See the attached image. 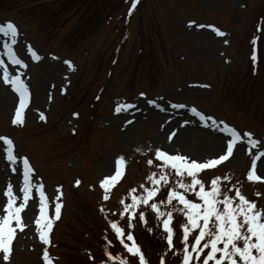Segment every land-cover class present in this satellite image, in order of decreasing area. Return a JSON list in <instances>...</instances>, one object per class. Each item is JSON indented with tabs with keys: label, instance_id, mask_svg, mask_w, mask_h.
<instances>
[{
	"label": "rangeland",
	"instance_id": "rangeland-1",
	"mask_svg": "<svg viewBox=\"0 0 264 264\" xmlns=\"http://www.w3.org/2000/svg\"><path fill=\"white\" fill-rule=\"evenodd\" d=\"M5 1H9V5L14 10L6 13L0 9V21L3 20L4 23L18 20L21 34L19 38H22L24 43L22 47L17 45L18 51L29 46L31 49H36L35 52L41 57V63H38L39 66L34 70H29L25 77H21L27 87L31 86L34 94L25 122L19 125L10 122L9 116L14 98L10 104H7L4 101V94H0V136L10 138L17 153L34 162L38 177L43 180L47 197L51 198L53 206L59 202L63 213L58 220L54 219L53 215L50 216L53 227L49 233L50 243L47 245L40 240L33 217L28 222L25 219V230L19 238L17 237L9 260L4 261L3 256H0V264H44L42 260L45 249L49 253V258L57 264H66L68 254L75 248L78 249L79 244L81 245L82 236L80 233L72 232L74 227L78 228L75 221L76 214L73 212V200L92 204V212L97 214L99 228L106 230L104 234L107 238L113 233L111 240H118L119 251L124 254L125 259L136 264L135 258L127 255L108 221H119L125 234L133 231L128 225V215L125 214L123 219L119 215L123 207L119 210L111 205L117 203L120 193L127 192L131 187L139 189L141 184L149 185L146 177L160 163L155 160V150H152V131L158 119L154 118L153 112L150 111L146 118L139 122L138 132L132 142H124L120 138L119 120L112 115V104L115 103L116 98H119L118 104L130 102L133 98L141 99L148 104V101H155L165 96L169 100L164 104L166 106L192 104L191 106L200 107L207 114L226 119L237 128L249 130L253 136L259 137L264 134V123L259 124L243 115H237L232 112L230 105L218 104L219 97L226 94L225 87L229 76L238 77L240 72H244L243 62L240 59L242 56L236 54L234 50L235 37L238 39L242 28L245 27L243 23L247 20L241 18L250 11H257L264 0H249L248 10L245 9L243 0L235 2L234 0H146L141 7V13L132 17V14L129 15L132 0H128L121 11H114L111 19L96 35L85 40L82 45L75 46L70 40L64 39V36H70L71 31L77 28V17L70 19L69 15L62 16L54 26L39 24L33 27L29 24L27 15L32 12L28 8L36 4L31 0ZM47 2L45 8L57 3L58 0ZM117 12L120 13L116 14ZM233 15L239 17L232 21ZM127 22L129 23L126 24ZM231 24L236 32L235 37L233 32L229 37L228 32L225 31L231 29ZM186 26L189 27V31L186 30ZM208 26L215 30L209 31ZM198 28L199 33L194 34L193 30ZM35 29L36 33L33 31ZM217 31L224 35H218ZM138 32H142L145 36L143 50L155 56L157 67L154 68L160 72L159 75L153 70L150 76L149 66L144 60L146 57L142 56L141 59L135 56L137 47L141 46L138 43L140 39ZM201 32L206 33L201 34ZM263 46L264 38L262 49ZM118 48V52L114 53V49ZM162 50L166 54L168 63L161 55ZM118 53L121 56L114 66L112 63L116 61ZM96 55L98 63L93 64ZM28 57L29 55L27 60ZM100 57L103 68L99 75L96 69ZM64 61L73 63L70 71L66 69L68 74L66 77L59 71ZM51 62L53 66L50 65ZM48 66L53 72L44 75L43 72ZM110 67L113 68L108 70ZM262 69L264 70V51ZM70 77L72 82L68 85ZM93 79L95 83L89 88L100 86L108 80L110 82L106 86L103 99L98 103L96 116L91 120L85 119L81 110H77L74 104L68 107L67 101L71 96L69 90L72 89L76 100L84 95L88 97L86 92L91 93V90L86 91L84 87ZM128 80H133L132 87H126ZM193 85H202L205 91L190 90ZM185 89H187L186 93ZM139 92H146L148 98L141 96ZM123 93L129 101L121 98ZM97 115L101 116L97 117ZM90 124H92L90 130L87 133L81 130L67 150L51 147L54 143L52 136L55 133L60 132L61 135L68 136L81 126L86 128ZM2 144L3 142L0 141V145ZM207 155L209 154H204ZM213 155L215 156V153L212 157ZM204 156L202 155L203 158L199 161L206 162ZM119 157L124 158L127 176L117 189L115 187L109 190L110 198L104 200L105 192L101 182L110 173ZM149 159L154 161L151 167L147 164ZM233 161L234 159L224 166L211 168L213 171L208 173L202 172L199 178L207 185L214 177L227 176L230 182L222 181L223 191L234 186L232 195L235 194V188H238L249 201H254L258 208L264 209V185L249 183L248 186L246 171L243 166L240 168V162H235L238 164L233 167ZM170 179L174 181L175 175L173 174ZM77 181H80L78 185ZM243 182L250 190V195L243 191ZM141 191L136 194L139 195ZM58 195L60 199L56 201L55 197ZM163 195L162 192L158 198H162ZM189 198L193 197L189 196ZM125 202L131 203L130 195L126 194ZM1 207L3 208L2 204ZM102 207L105 209L103 213L100 211ZM112 213L116 215L113 216ZM180 215L174 213V217ZM151 222L155 223L156 220ZM55 244L57 247L53 252L49 248ZM151 245L152 251L148 252L147 256H150L152 264H159L160 256H163L161 251L166 249L165 244H161L160 239H154Z\"/></svg>",
	"mask_w": 264,
	"mask_h": 264
},
{
	"label": "snow or ice",
	"instance_id": "snow-or-ice-1",
	"mask_svg": "<svg viewBox=\"0 0 264 264\" xmlns=\"http://www.w3.org/2000/svg\"><path fill=\"white\" fill-rule=\"evenodd\" d=\"M138 2L139 0H132L129 15L135 10ZM0 34L4 37H10V42L3 44L4 52L0 53V55L6 56L12 65L27 67L13 49V45L17 44V28L11 22L6 25L0 24ZM217 34L224 35V33L219 31H217ZM252 43L255 45L256 40L253 39ZM27 51L33 60L40 59L30 46ZM252 59L253 61L256 60L255 54H253ZM65 63L70 65L68 61ZM0 68H3V81L11 84L12 90L19 97V106L15 110V118L12 122L13 124H22L23 110L30 96L27 85L19 75H10L3 59H0ZM143 95L142 93L141 96ZM148 103L154 104L155 102L148 101ZM172 106L184 107V105ZM132 107H134L132 104L118 105L116 112H120L122 108L128 109ZM192 112L201 116L195 108L192 109ZM201 119H204V117L201 116ZM208 119L211 120L212 118L208 117ZM213 123H216V121H213ZM224 127L230 136V139L227 140L226 148L218 157L207 162H197L196 159L190 160L189 157L184 155H170L165 151L156 149L154 153L155 160L160 163L157 165L158 171L150 172L146 177V181L150 186L141 184L139 189L135 187L129 189L127 195H130L131 203H126L125 198H121L119 201L123 206V210L119 213L121 219L125 217V214H130L128 215L130 229L135 227L136 222H140L145 225L146 231L151 232L152 228L148 227L147 212L153 213L157 226H162L163 232L166 234L165 239L169 250L175 249L174 213L181 214V264H264V209L258 208L254 201H249L241 194L238 188H235V194L232 195L234 186L227 191H223L222 181L229 180L230 182V178L227 176L214 177L207 185L199 178V174L203 170L227 161L233 156L235 146L243 143L239 131L227 125ZM243 137H247L249 154H251L252 148L261 145V142L254 139L251 133L245 132ZM0 141L3 142L0 145V152L6 153V159L10 165H16L18 159H22L23 163V187L20 189L22 197L13 194V186L9 183L5 192L8 197L7 205L3 209L5 215L0 217V253H3V260L8 261L12 251L11 246L15 238L16 227L21 231L26 227L22 223L21 213L26 209L30 199H36L32 193L34 187L39 194V215L34 220V223L40 240L46 245L50 243L49 233L53 227V221L48 215L49 203L44 191V185L42 183L33 184L32 176L34 170L30 167L28 159L18 158L14 155V142L10 138L0 136ZM262 156H264V151L259 152L254 158L252 170L247 174L249 181H261V176L255 174V160ZM153 163V159L147 160V164L150 167ZM123 164L124 158L119 157L115 161L113 174L102 180L101 187L105 192L104 200L110 198L108 194L109 188L115 187L123 178L121 169ZM12 171L15 173L17 168L12 167ZM173 174L176 177L174 181L170 179ZM79 183L80 181H77V185ZM140 190H142V194L137 195L136 193ZM162 192L164 193L163 197L158 198ZM60 195L55 197L56 201H59ZM189 196L193 198L190 199ZM17 199L22 201L19 206L16 205ZM174 201L175 203H173ZM142 208L144 210H141ZM100 211L103 213L105 209L102 207ZM60 213L61 204L57 202L54 205V219L58 220ZM112 215L115 216L116 213H112ZM105 218L107 219V217ZM13 222H15L16 227H13ZM108 223L126 252L130 256L136 257L138 264H149L131 232L125 234L119 221L109 220ZM193 233L196 234L193 235ZM125 239L131 241V245L125 243ZM109 244H111L110 241ZM106 254L110 261H118V264H130L128 259L113 256L111 252ZM43 258L46 264H51L47 249L44 250ZM105 264H107V261ZM160 264H166L163 256Z\"/></svg>",
	"mask_w": 264,
	"mask_h": 264
},
{
	"label": "bare ground",
	"instance_id": "bare-ground-1",
	"mask_svg": "<svg viewBox=\"0 0 264 264\" xmlns=\"http://www.w3.org/2000/svg\"><path fill=\"white\" fill-rule=\"evenodd\" d=\"M63 71V69H61ZM11 75V72H9ZM44 75L46 73H52L51 69H48L43 72ZM3 78H2V70H0V94H4V101L9 104L12 95L11 93L3 87ZM5 102L2 101L4 105ZM135 109H137V106H135ZM141 112V111H140ZM155 118L160 119V123L156 124V126L153 129V140H154V146L161 147L166 152H169L171 154H184L190 153L188 157L191 159L197 158L199 155H201V151L205 152L206 154H218L221 152V143L224 142V139L215 134H211L207 131H200L198 125L195 123H190L189 125H192V127L188 128V126H184V128L180 127V118L183 116L185 117L184 113H176L173 111V109L168 107H162L160 110L154 109ZM159 112H161V115L159 116ZM125 119V118H124ZM141 119L139 116V113L134 116L133 123L129 127H124L121 132V137L124 140L132 139L134 135L137 133V127L138 123H135L137 120ZM169 119L168 121H166ZM172 131H176L174 135H172ZM242 144H247V140L243 141ZM241 147L238 148V150L235 151L234 157L238 156L237 160L239 162H244L245 158L241 154ZM257 154V151L254 152L253 155ZM240 155V156H239ZM204 156V155H203ZM254 162V159L251 160V166ZM256 162V171L260 173L261 175L264 174V156L261 157L259 160H255ZM248 164L250 165V159L248 160ZM1 170V169H0ZM15 177L13 178V194L15 196L20 195V188L17 185V182L15 181L16 174L14 173ZM1 185V183H0Z\"/></svg>",
	"mask_w": 264,
	"mask_h": 264
}]
</instances>
